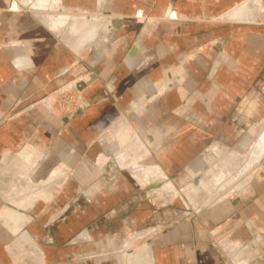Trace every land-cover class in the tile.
<instances>
[{
  "label": "crops",
  "instance_id": "crops-1",
  "mask_svg": "<svg viewBox=\"0 0 264 264\" xmlns=\"http://www.w3.org/2000/svg\"><path fill=\"white\" fill-rule=\"evenodd\" d=\"M142 13L149 19L139 22ZM74 15L122 22L97 27ZM50 17L63 22L51 28ZM218 17L231 22L209 23ZM207 41L215 82L208 96L189 95V56ZM263 57L264 0H0V264H264V155L238 151L254 149L264 121L215 165L207 168L227 148L218 141L210 156L186 161L206 140L189 136V121L206 115L190 105L209 106L220 85L230 96H264ZM86 70L97 78L73 115L46 102L20 108ZM159 96H170L166 110L151 108Z\"/></svg>",
  "mask_w": 264,
  "mask_h": 264
},
{
  "label": "rangeland",
  "instance_id": "rangeland-1",
  "mask_svg": "<svg viewBox=\"0 0 264 264\" xmlns=\"http://www.w3.org/2000/svg\"><path fill=\"white\" fill-rule=\"evenodd\" d=\"M10 7H12V5ZM20 9H21V7H19V9H17V10H20ZM167 16H168V13H166V15H164L165 18H168ZM136 18L139 20V22H143V21L149 19V15L143 14L142 18H138V17H136ZM171 19H183V17H180L177 14L175 17H173ZM217 22L228 23V22H231V20L230 19H222V18L218 17V18L211 20L209 23L214 24ZM209 47H210V44H209V41H207V46L205 48H202L200 53H198V55L200 54V56H198L197 53H192L189 56L190 61H189L188 69H186V72L188 75L189 87H190L189 95H192V93L196 94V92L199 91V92H202L203 94H205V96H208L209 95L208 93L211 91V86L215 82V80H214L215 77H213V76L210 77L209 74H210V70H211L213 63H215L216 54L213 53V51H211L209 49ZM263 59H264V57H263ZM218 70L225 72L224 71L225 69L219 68ZM226 71H227L226 73L228 75L230 70L227 69ZM90 72H94V71L86 70L85 73L89 74ZM226 77L228 78V76H226ZM67 84H69V83H67ZM67 84H64L58 90H55V92L53 93L52 96L51 95L47 96V97L43 96V97L39 98L38 100L27 102V104L22 105L20 108L26 107L28 105H31V103L38 101L37 103L41 104L44 107H45V105H47L46 103L50 104V108H52L56 112V114H58V115H61V116L73 115L75 113V111L77 110V108H79V106H80L79 94L81 93V91H79L77 89H64L65 85H67ZM224 88H226V87L220 85L219 89L215 90L216 94H215V92H214V94L218 98H217V100H214V101L211 100L209 106L206 105L205 102H197V101L193 102L190 105L194 109H198V108L204 109L206 111L205 112L206 115H203L201 113V120H204V122H202V121L198 122L199 119L197 120V118L195 121L194 120L189 121L190 122L189 128L192 129V131H193L189 134V136H193L192 134L201 135V136L205 137L206 140L203 142V144L199 143L201 145L200 149L191 150V152H190L191 156L189 157V160H186L187 163H193L198 158H200L203 154L210 156V147L209 146L214 141H218L221 146H226L227 148H221L222 154L219 157H216L215 160L210 162V164H208L207 168L215 165L216 162L222 161V160H224L225 157L229 156L230 151H232L238 147V142L240 141V139H242V137L244 135H246V133L248 132V129L250 127V124H256L259 121H264V96H261L263 91L260 88L257 91L259 93V95H257V96H230L229 91L227 89H224ZM100 89H102L103 91H105L107 93V95H108L107 97L109 99H111L112 101H116L115 96H113V91H110V88L106 82H103ZM215 96H213V98ZM169 97L170 96H159V97H157V99L151 105L152 106L151 108H153L155 111L166 110L168 108L169 102H170L169 100L167 101V98H169ZM252 98H253L252 103H253V107H254L255 111H253V115H250L248 113L249 114V116H248V114L245 113V111L250 109V107L248 106V100L252 99ZM43 99H44V101H43ZM44 102H46V103H44ZM210 105H211V108L208 109V107H210ZM213 109H216V111L219 112V114H216V116H214L213 112L211 113V111ZM126 115L129 118V120L132 121L131 122L132 126L137 127L139 125L138 122H136V119H133V117L129 111L126 113ZM213 119H217L219 121V126L215 131L212 130V128H210V130L207 129L208 125L212 122ZM211 127H212V125H211ZM140 130L143 131V128H141ZM204 130L206 131V133L204 132ZM180 133H177V136L181 135ZM259 133H260L259 131L251 132V133H249V138L254 140L255 138L258 137ZM141 134L144 135L143 132ZM147 135H146V138H148ZM185 137H186V135H185ZM242 148L238 151H242L243 153H246L248 155L247 159H250L252 156H255V153L253 152V150L251 151L250 148L249 149L248 148L242 149ZM176 150L177 149H175L174 153L177 152ZM263 155H264V153L262 150L259 152L257 157L261 158ZM257 160L258 159L255 158L254 162H257ZM246 164L244 165V167H241L240 171L238 170L239 172L237 170H235L234 172L235 173L238 172V174L240 173L239 175H244L246 170L250 168V166L246 167L247 166ZM258 170H253L252 173L255 174ZM174 173L180 174L181 168L176 170ZM228 184H229V179L222 182V187L223 186L227 187ZM220 191H221V188L216 193H219ZM216 193H215V195H216ZM215 195L212 194V195L208 196L205 200L201 201V204H204L205 202L208 203V201L211 198H213ZM230 196H231V194H227L226 198H229ZM154 204L159 206L162 204V202L159 200H156ZM198 204L199 203L197 202L196 205H198ZM190 214L193 217H195V215H196V213H190ZM184 215L187 216V214H185V213H184Z\"/></svg>",
  "mask_w": 264,
  "mask_h": 264
},
{
  "label": "water",
  "instance_id": "water-1",
  "mask_svg": "<svg viewBox=\"0 0 264 264\" xmlns=\"http://www.w3.org/2000/svg\"><path fill=\"white\" fill-rule=\"evenodd\" d=\"M47 14H40V15H36L38 17H44ZM51 15H57V14H51ZM72 18H76V19H88V20H93L96 21L97 23V27L100 25L101 22L106 21L107 19L108 24L107 27H118L120 25V23L122 22L121 18L118 17H114V16H95V15H85V16H78V15H74L71 16ZM107 17V18H106ZM134 46L131 47L130 49V53L134 50ZM97 78V74L95 72H90L87 76V78L84 80L83 78H80L78 80H76L74 83H69L67 85H65L64 89H77L79 91H82L89 83H91L92 81H94ZM79 98H81V94H79ZM79 108H82V105L80 104ZM264 153V152H263ZM207 203L205 202L203 205H206Z\"/></svg>",
  "mask_w": 264,
  "mask_h": 264
},
{
  "label": "bare ground",
  "instance_id": "bare-ground-1",
  "mask_svg": "<svg viewBox=\"0 0 264 264\" xmlns=\"http://www.w3.org/2000/svg\"><path fill=\"white\" fill-rule=\"evenodd\" d=\"M246 4H247V1H245V2H242L241 4H239L235 9H234V11H230L229 13H227V14H225V16L224 17H230V16H234V15H239L241 12V9L242 8H244V6H246ZM236 10V11H235ZM240 12L239 14L237 13V12ZM235 12H236V14H235ZM52 18H54L53 17V15H50ZM49 18V19H46L45 20V22L48 24V25H50L51 26V28H58V25L57 24H61V22H63V20H54V19H52V18ZM69 25V27L70 28H72L73 29V27H75V22L74 21H70L69 23H68ZM78 26H77V28H81L82 26H84V22L81 20V21H79L78 22ZM68 38V37H67ZM68 40H69V38H68ZM72 83H74V82H72ZM262 150H264V132H263V134H262V136L260 137V139H259V141L256 143V144H254V149H253V152L255 153V156L257 157V155L259 154V152L260 151H262ZM237 155V154H236ZM255 156H252L251 158L253 159ZM250 158V159H251ZM251 159V160H252ZM235 166L234 165H232L230 168H229V170L230 169H233ZM228 170V171H229ZM227 171V172H228ZM232 182H234V181H232ZM230 192V191H229Z\"/></svg>",
  "mask_w": 264,
  "mask_h": 264
}]
</instances>
